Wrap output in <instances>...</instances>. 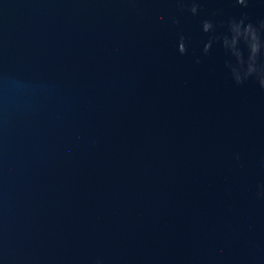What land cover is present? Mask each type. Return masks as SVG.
<instances>
[{
    "label": "water",
    "instance_id": "water-1",
    "mask_svg": "<svg viewBox=\"0 0 264 264\" xmlns=\"http://www.w3.org/2000/svg\"><path fill=\"white\" fill-rule=\"evenodd\" d=\"M262 22L0 0V264H264Z\"/></svg>",
    "mask_w": 264,
    "mask_h": 264
},
{
    "label": "clouds",
    "instance_id": "clouds-1",
    "mask_svg": "<svg viewBox=\"0 0 264 264\" xmlns=\"http://www.w3.org/2000/svg\"><path fill=\"white\" fill-rule=\"evenodd\" d=\"M237 2L240 3V4H244V3H245V0H237ZM191 11H192L193 13H195V12L197 11V5H196L195 3H193L192 8H191ZM245 18H246V17H245ZM234 23H236V22H235V21L231 22V25L234 24ZM239 23H240V24H244V19H241V20L239 21ZM212 27H213V24H212L211 21L205 20V21L203 22V30H204L205 32L211 30ZM246 27H247L248 29H254V30L257 31V29L253 26L252 23H248V24L246 25ZM261 27H264V22H262ZM257 32H258V31H257ZM183 40H184V38L181 37L180 42H179V46H178V50H179V52H180L181 54H183V53L186 51V46H185ZM210 44H211V40H210L207 44H205V48H204L205 52L208 51V48L210 47ZM253 73H258V74H259V80H260V83H261L262 86H264V69H260V68L256 67V69H255L253 72H251V73L245 75V77H247V76H249V75H251V74H253ZM235 79H236V81H237L238 83H240V82L242 81V78H235Z\"/></svg>",
    "mask_w": 264,
    "mask_h": 264
}]
</instances>
